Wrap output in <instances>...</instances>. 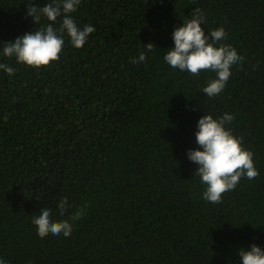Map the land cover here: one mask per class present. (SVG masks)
<instances>
[{
    "label": "trees",
    "instance_id": "trees-1",
    "mask_svg": "<svg viewBox=\"0 0 264 264\" xmlns=\"http://www.w3.org/2000/svg\"><path fill=\"white\" fill-rule=\"evenodd\" d=\"M52 2L0 0V64L15 70L0 69V260L239 264V249L264 250V0H80L71 18L95 28L81 48L65 33L47 66L5 57L4 42L49 24H33L26 8ZM193 9L205 34L224 29L216 47L242 57L212 98L202 89L214 72L192 75L163 59ZM141 52L146 59L131 63ZM225 113L258 176L242 177L216 204L203 199L206 185L186 152L199 150L197 121ZM42 208L69 220L71 235L41 239L32 220Z\"/></svg>",
    "mask_w": 264,
    "mask_h": 264
},
{
    "label": "clouds",
    "instance_id": "clouds-1",
    "mask_svg": "<svg viewBox=\"0 0 264 264\" xmlns=\"http://www.w3.org/2000/svg\"><path fill=\"white\" fill-rule=\"evenodd\" d=\"M80 0H53L44 7L32 5L26 8V16L31 17L33 24H38L42 19L49 22L44 28L30 31L12 42H4L3 55L15 57L16 62L33 68L49 65L50 62L59 59V54L64 45L63 36L66 33L71 45L81 48L89 34L95 31L94 26L88 24L78 27L71 18V13L77 10ZM191 18L187 19L179 28L173 30L171 38L174 47L168 49L164 55V61L173 69L187 71L192 75H199L201 70H210L216 74L202 93L209 98L220 94L231 72V67L238 63L242 57L230 45H220L217 42L226 37L223 28H218L205 34L201 27L203 16L199 9H193ZM61 19L59 28L50 26L57 19ZM211 40V42H209ZM148 52L154 50V45H144ZM146 59L144 52L138 59L130 62L138 64ZM0 69L8 75L14 73V68L6 64H0ZM234 120V116L225 113L222 117L214 119L210 115H203L196 124L195 142L199 150L190 149L186 152L187 159L196 164L195 175L200 177L206 185L203 199L219 204L222 202V194L233 190L242 177L249 180L255 179L258 172L254 167L250 151L241 147V141L226 130L225 125ZM67 198H63L57 205L61 216L68 210ZM85 208H78L69 218L71 221L79 220L85 215ZM69 220L54 221L51 218V210L42 208L32 223L37 230V235L43 239L49 234L69 237L73 230ZM239 264H264V250L252 244L249 250H238ZM0 264L5 261L0 260Z\"/></svg>",
    "mask_w": 264,
    "mask_h": 264
}]
</instances>
